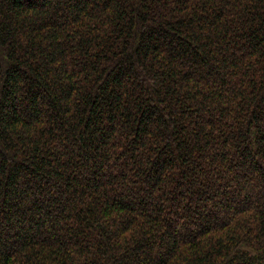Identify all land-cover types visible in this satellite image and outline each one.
Returning <instances> with one entry per match:
<instances>
[{"label":"trees","instance_id":"1","mask_svg":"<svg viewBox=\"0 0 264 264\" xmlns=\"http://www.w3.org/2000/svg\"><path fill=\"white\" fill-rule=\"evenodd\" d=\"M0 264H264V0H0Z\"/></svg>","mask_w":264,"mask_h":264},{"label":"rangeland","instance_id":"2","mask_svg":"<svg viewBox=\"0 0 264 264\" xmlns=\"http://www.w3.org/2000/svg\"><path fill=\"white\" fill-rule=\"evenodd\" d=\"M248 190H249V193H253L254 189L252 187L251 188L249 187Z\"/></svg>","mask_w":264,"mask_h":264}]
</instances>
